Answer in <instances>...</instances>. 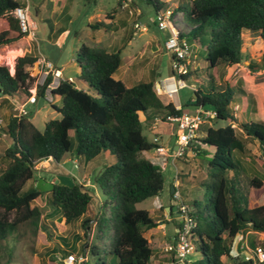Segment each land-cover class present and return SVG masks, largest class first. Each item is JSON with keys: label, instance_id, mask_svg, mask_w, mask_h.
Here are the masks:
<instances>
[{"label": "trees", "instance_id": "16d2710c", "mask_svg": "<svg viewBox=\"0 0 264 264\" xmlns=\"http://www.w3.org/2000/svg\"><path fill=\"white\" fill-rule=\"evenodd\" d=\"M145 1L152 6L154 14L163 9L162 0ZM21 6L24 5L16 0H0V56L20 48L24 34L10 11ZM178 9L184 15V19L176 21L178 36L204 47L208 70L242 62L244 30L257 33L264 40V0H192L189 8L178 6ZM91 27L110 29L104 22ZM120 52V49L110 51L84 43L78 47L75 60L79 75L72 82L61 81L52 89L61 99V106H54L61 117L48 119L43 130L36 128L28 117L18 119L11 114L1 126L0 115V130L11 139V145L3 153L7 163L0 172V242L16 233L22 224H30L35 231L46 230L41 223L45 215L42 217V207L37 203L45 193L52 212L59 213L55 221L58 231L81 218L82 228L87 232L90 218L84 215L92 197L74 177L72 183H54L47 192L37 190L35 184L24 187L34 177L36 163L42 160L51 158L58 163L71 153L91 161L101 153H109L114 161L103 167L95 183L110 201L100 204L96 218L102 233L109 229L103 253L110 259L107 262L98 257L99 248L91 244L87 253L84 251L85 264H149L153 248L144 232L157 227L158 222L147 210L137 209L136 204L158 195L164 187V176L161 167L143 154L156 145L143 134L142 123L156 117L179 115L189 106L202 105L215 111L211 120L227 123L207 127L200 138L213 151L207 162V178L199 181L208 195L207 203L192 202L197 221L193 243L200 254L194 263L225 264L222 257L235 260L231 251L239 234L248 230L264 233V201L260 202L264 196V177L258 173L248 177L235 155L243 153L248 142L257 140L264 158V121H239L232 105L246 96L255 106V99L241 85L226 82L222 86L209 73L210 87L205 91L198 88L194 92L195 104L185 103L177 110L172 102L161 100L152 80H139L127 86L113 76L121 64ZM36 60L31 54L18 56L15 66L14 61L10 64L12 70L14 67L13 75L4 62L0 63V96L3 97L0 105H11L7 96L18 95L23 99V95L29 94L36 77L25 67ZM257 67L248 64L249 69ZM195 71L190 69L181 77L187 80ZM196 80L199 81L197 77ZM49 82L50 77L37 87L38 97L44 96ZM105 208L109 210L108 225L103 218ZM236 244L238 247V241ZM85 248L84 245L82 250Z\"/></svg>", "mask_w": 264, "mask_h": 264}, {"label": "rangeland", "instance_id": "374dc122", "mask_svg": "<svg viewBox=\"0 0 264 264\" xmlns=\"http://www.w3.org/2000/svg\"><path fill=\"white\" fill-rule=\"evenodd\" d=\"M34 1L36 2L38 0ZM62 1L65 2V0ZM162 1L164 2L163 9L169 8L173 10V17L176 19H184L182 12L177 11L179 10L178 6L189 8L192 0ZM69 4L72 17L71 20L59 18L52 13L47 15L50 17L52 23L63 25L71 31L65 42L59 46L54 43L53 37L49 38L47 36L49 32L48 22L41 21L40 16L36 15L32 3L28 2V15L36 23L37 29L33 40H30L28 37L22 38L19 48L22 53L18 56L24 54H37L43 56L54 65L56 64V67H62L65 75H71L76 78L77 64L75 62V50L76 46H80L84 43L89 46H102L110 51L120 49L121 64L114 73V77L116 79H121L127 86L139 80H152L155 89V84L160 78L171 75L169 56L166 54L163 46L164 40L168 36V30L157 29L154 22L153 8L151 5L147 4L145 0H133L129 2V5L125 8L121 7L122 0H94L91 3H85L82 0H70ZM93 11H95V15L90 19L91 23L104 22L110 25V29H104L102 27L92 28L87 24V17L88 15L94 14ZM136 21L146 26V30L137 31L135 33L133 24ZM73 31H76L77 34L75 35ZM242 37L243 44L241 50L244 55L242 62L231 67L219 65L211 70L206 68L207 62L205 61L204 47L190 43L191 52L188 58L190 60V69L196 71L185 80L187 86L179 89L178 99L181 105H184L187 100H190L193 93L198 88L205 91L210 87L209 73L213 74L217 82L222 86L226 82L237 85H241L242 81L246 82L251 86L255 100L256 98H261L264 101V40H262L257 33L247 30L243 31ZM10 51L15 50H8L5 56H0V63L4 62L9 72L12 73L14 72V67L12 70L11 66L8 64L12 59L9 60V58L6 57ZM18 56L16 54L14 58V66ZM249 62H251L253 66L258 67L249 69ZM196 77L199 81L196 80ZM156 93L160 98L169 102L170 99L165 94ZM51 96V101L45 96H40L36 104L26 105L29 112L27 116L28 119L39 130H43L45 122L48 119H58L61 117V113L54 108V106H61V99L58 95L52 94ZM2 98L3 97L0 96V102ZM232 105L239 121L250 122L258 118L264 120L263 112L261 110L256 111V109H254L255 107L247 99H240L237 102H233ZM187 110L191 111L193 107L189 106ZM12 112L11 105H0V115L3 117L1 126L5 125L8 116L12 114ZM145 122L146 120H143L142 129L146 138L152 141L154 136L161 137V144L169 147L170 144L168 143L166 133L173 132L176 135L177 130L175 125L173 123H170V126L166 125V131H162L160 134V129L150 130L146 127ZM226 123L227 122L224 120L206 121L200 125L197 133L202 137L207 127L224 126ZM10 145V137L4 132L0 134V172L7 163V159L3 156V153ZM193 149H198L203 155H199L197 151L192 150L193 155L187 156L186 152L174 161L171 157L158 155L154 148L145 152V155L148 156L151 161L159 164L161 167L164 176V187L159 198L163 201H165L168 196V185L173 182L174 179H177L180 184V192L186 199H182L183 202L188 205H192L194 200H198L201 205L207 203L208 195L204 186L196 183L207 178V162L210 160L211 156H204V153L209 152V149L202 147V145L194 147ZM167 154H169V150ZM235 155L243 163L245 174L248 177H252L256 173L264 177V158L261 155V145L258 141L254 140L248 142L245 151L243 153L236 152ZM74 159L78 160L79 167H74ZM113 161L114 157L111 154L101 153L95 159L87 161V163L84 164V157H75L71 153H68L58 163L53 160L36 163L34 177L25 185L24 189L29 185L35 184L36 186L37 180L40 178L48 182L54 180V183H72V177L79 178L84 173L88 175L91 185L84 187L90 192L92 197L87 211L88 217L90 218L88 222V231L85 232V229L82 228L80 219L67 224L63 231H58L55 226V221L59 218V213L52 212V208L49 206L46 199L48 195L45 193L42 196V201L37 203L42 207V217L45 215L41 223L42 226H45L46 230L35 231L28 223L20 225L16 233L0 242V264H61L59 260L61 258L64 264H68L69 261L66 257L69 254L74 253L76 256L80 254L85 255L84 251L87 253L88 247L91 244H96L99 248L98 257H103L109 262V255H104L103 253L104 243L108 241L109 229L107 228L102 233L98 225H96V218L101 204L98 203V199L101 200V202L110 201L108 197L103 196L98 185L95 183V178L105 165ZM182 161H186L191 167L196 165V168H193L191 171V173L196 174L195 176H191L190 173L182 174L187 176L186 178L188 180H195L196 183L180 180L181 171H179V169L184 171L190 170L189 166L185 165ZM156 201L155 196L147 198L136 204V208L148 210L150 211V215L155 216L153 209ZM263 201L264 196L260 199V202ZM103 218L108 225V208L103 210ZM149 231L154 234V236L151 237L154 243L152 247H154L156 240L161 239V229L154 227ZM47 232L51 234L47 235ZM145 233L148 232L145 231ZM77 236H79V240H77ZM84 245L86 248L82 250ZM231 254L233 258L236 257V259L222 257L225 264L242 263L244 256L251 255V252L246 250L243 254H240V251L236 250L234 244ZM188 258L191 261H196L200 258V254L195 249Z\"/></svg>", "mask_w": 264, "mask_h": 264}, {"label": "built area", "instance_id": "2783aa9c", "mask_svg": "<svg viewBox=\"0 0 264 264\" xmlns=\"http://www.w3.org/2000/svg\"><path fill=\"white\" fill-rule=\"evenodd\" d=\"M132 0H122L121 7L125 8ZM28 2L21 7H16L10 11L19 22L20 30L24 34L23 37H28L30 40L35 38V31L37 29L36 23L28 15ZM181 18L173 17V10L166 8L161 9L154 14V22L159 30H168V36L165 38L163 46L166 54L169 56V64L171 75L164 78H160L155 84V91L165 94L172 102L175 109L181 108L180 101L178 99L179 89L187 86L186 81L181 75L186 74L190 70V60L188 59L191 52V44L184 38L178 36V29L176 21ZM135 33L137 31L146 30V26L136 21L133 24ZM25 70L31 72L35 77V81L31 88L28 89L29 94L23 95V99L18 95L7 96V99L12 105V114L14 118L27 117L29 112L26 108L27 104H36L38 100L37 87L45 84L48 77L50 82L46 85L44 90V96L51 101L52 89L57 87L61 81L68 80L73 81V77L63 76L61 69L56 67L51 61L47 60L43 56L37 57V60L32 64L25 67ZM12 75L14 72L11 73ZM216 115L215 111L205 108L204 106H196L191 111H185L179 115H166L164 119L156 117L154 123H173L177 130L175 148L173 146L166 147L161 144V140L158 136L152 138V142L156 145L154 150L158 155L171 157L175 161L178 157L185 154L188 149L204 145L202 144L197 131L201 124L211 120ZM0 134L3 132L0 130ZM169 150V154L167 151ZM74 167H79L77 159L73 160ZM177 177V173H176ZM76 182L87 187L90 184L88 176L83 174L79 178H75ZM173 196L177 198V210L179 214V226L178 233L173 241L164 247V251L169 253V260L163 264H195L188 256L195 250L193 243V229L195 228L197 221L193 216V207L188 205L180 199V192L175 188L173 190ZM242 239V235L239 234L238 240ZM251 255H245L244 262H250L255 264L256 262L264 261V249L261 245H256L253 248H249ZM68 264H85L87 256L80 254H69L67 257ZM63 261V259H59Z\"/></svg>", "mask_w": 264, "mask_h": 264}, {"label": "crops", "instance_id": "0c3cea01", "mask_svg": "<svg viewBox=\"0 0 264 264\" xmlns=\"http://www.w3.org/2000/svg\"><path fill=\"white\" fill-rule=\"evenodd\" d=\"M16 1L22 3L23 5L27 4V0H16ZM29 2L32 3V5L35 9V13H36V15L40 16L41 21H47L48 22L49 32H48L47 36L49 38L53 37L54 43L61 46L65 42L67 37L70 35L71 31L67 27H64L63 25H57L56 23H52L50 17H48L47 15L52 13L53 15H57L59 18L71 20L72 17H71L70 8H69L70 0H65V2H63L62 0H38L36 2L34 0H29ZM93 12H94V14L88 15V17H87V24H89L90 26H91V24H93V23H91L90 19L93 18L95 15V11H93ZM247 31H249V30H247ZM73 33L75 35L77 34L76 31H73ZM78 47L79 46H76L75 55H76V51H77ZM10 52H13V58H12V61L8 63L9 65L14 61L16 54L18 56L22 53V51L20 49H17L15 51H10ZM9 53H8L7 57L9 56ZM34 55L36 57H39V55H37V54H34ZM75 62H76V60H75ZM76 64H77V62H76ZM12 65H13V63H12ZM12 65H10V66L12 67ZM58 68L61 69L63 76L72 77L71 75H65L62 67H58ZM79 72H80V69H79V66L77 64L76 76L79 75ZM113 76H114V74H113ZM241 87L254 98L252 88L249 84L242 81ZM241 98L244 100V99H246V96H243ZM161 100L164 103L168 102V101L166 102L163 98H161ZM254 107H255L254 109H256V111L261 110L264 114V101L261 98H256ZM187 111H189V110H187ZM256 120L264 121L261 118H258ZM145 123H146V127L150 130L160 129L159 130L160 134L162 133V131H166V129H167L166 125L170 126V123H161V122L160 123H154L153 121H150V120H146ZM165 126H166V129H165ZM166 134L168 137V143L170 144V146H173L175 148L176 139H177L176 135L173 132H168ZM173 135H174V137H173ZM159 138L161 140V137H159ZM202 147L209 149V152L204 151L205 152L204 156L208 157V156L212 155L213 149L211 147H209L207 145H202ZM143 154L145 157L149 158L148 156L145 155V152H143ZM197 154L203 155V153H201V152H197ZM186 155L187 156L193 155V151L189 149L187 151ZM48 160H52V159L48 158L46 160H42V162L48 161ZM182 162L185 163V165L189 166L190 170L184 171L182 169H179V171H181V178L183 179V181H190V182L196 183L195 180H190V179L188 180L186 178L187 176L182 175V174L190 173L191 176H195L196 174L191 173V171L193 168H196L195 167L196 165H194V167H191V165H188L186 161H182ZM86 163H87V160L84 159V164H86ZM84 174H86V173H84ZM182 179H180V180H182ZM51 181L54 183V180H51ZM196 184H199V182H197ZM175 188H177V190L180 192V184H179V180H177V179H174V181L168 185V196H167L165 201H163L162 199L159 198L160 194L162 193L163 190L158 195L155 196L156 200H157L155 202L156 204H155L154 209H153V211L155 212V216H152V215H150V216L153 217L154 219H157V222H158L157 227L159 229H161V239H157L154 247H152L153 248V257L150 260L149 264H163L167 260H169V253H166L164 251V247L173 241V239L175 238V236L178 233V226H179V214H178V210H177V204H178L179 200L177 198H175L172 194L173 190ZM180 199L186 200L181 192H180ZM98 203H102L101 200L98 199ZM148 212L150 214V211H148ZM87 216H88V214L86 213L84 215V217H87ZM80 221L82 223L81 218H80ZM167 226H169L170 228ZM171 227H172V230H171ZM150 229H147L146 231L148 233L144 232V235L148 238V240L152 246V244H154V243L152 242L151 237H153L154 234L149 231ZM237 241L239 244L238 247L236 244ZM234 244H235L236 250L240 251V254H243L246 250H249V248H253L256 245H261L264 248V233L253 232L251 230H248L242 235L241 240H238V237H237V240L235 241ZM235 259H236V257H235Z\"/></svg>", "mask_w": 264, "mask_h": 264}, {"label": "water", "instance_id": "95a60500", "mask_svg": "<svg viewBox=\"0 0 264 264\" xmlns=\"http://www.w3.org/2000/svg\"><path fill=\"white\" fill-rule=\"evenodd\" d=\"M196 98H197V94L193 93L192 98L190 100H187L186 103L190 104V105H193L196 102ZM35 187H36L37 190H39L41 192H46V191H50V190L53 189L54 183L53 182H48V181L40 178V179L37 180V183H36ZM60 263L64 264L62 261Z\"/></svg>", "mask_w": 264, "mask_h": 264}, {"label": "bare ground", "instance_id": "6f19581e", "mask_svg": "<svg viewBox=\"0 0 264 264\" xmlns=\"http://www.w3.org/2000/svg\"><path fill=\"white\" fill-rule=\"evenodd\" d=\"M8 58H9V60H11L13 58V53H9Z\"/></svg>", "mask_w": 264, "mask_h": 264}]
</instances>
